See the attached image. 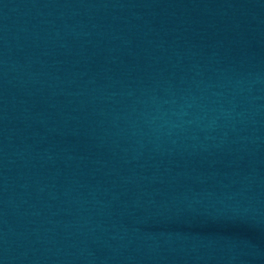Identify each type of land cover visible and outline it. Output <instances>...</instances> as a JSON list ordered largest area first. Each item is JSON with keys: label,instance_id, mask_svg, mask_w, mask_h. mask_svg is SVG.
<instances>
[{"label": "water", "instance_id": "obj_1", "mask_svg": "<svg viewBox=\"0 0 264 264\" xmlns=\"http://www.w3.org/2000/svg\"><path fill=\"white\" fill-rule=\"evenodd\" d=\"M0 264H264V0H0Z\"/></svg>", "mask_w": 264, "mask_h": 264}]
</instances>
